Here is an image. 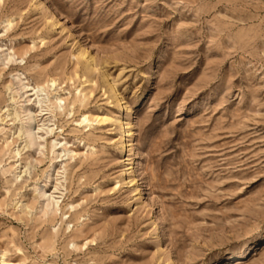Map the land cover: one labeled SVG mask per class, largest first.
<instances>
[{
	"label": "rangeland",
	"instance_id": "obj_1",
	"mask_svg": "<svg viewBox=\"0 0 264 264\" xmlns=\"http://www.w3.org/2000/svg\"><path fill=\"white\" fill-rule=\"evenodd\" d=\"M0 264H264V0H0Z\"/></svg>",
	"mask_w": 264,
	"mask_h": 264
},
{
	"label": "bare ground",
	"instance_id": "obj_2",
	"mask_svg": "<svg viewBox=\"0 0 264 264\" xmlns=\"http://www.w3.org/2000/svg\"><path fill=\"white\" fill-rule=\"evenodd\" d=\"M25 87H28V86H25ZM15 115L17 116L18 115V113L17 112H15ZM23 132V128H21L20 129V134ZM19 153V152H18Z\"/></svg>",
	"mask_w": 264,
	"mask_h": 264
}]
</instances>
